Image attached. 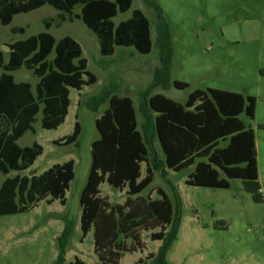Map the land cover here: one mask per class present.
<instances>
[{
  "label": "trees",
  "instance_id": "obj_1",
  "mask_svg": "<svg viewBox=\"0 0 264 264\" xmlns=\"http://www.w3.org/2000/svg\"><path fill=\"white\" fill-rule=\"evenodd\" d=\"M132 2L0 0V27L9 26L16 15L49 6L58 12L60 23L80 20L96 36L101 56L110 57L119 47L133 48L138 54L147 55L153 42L150 22L142 11L134 9L126 20L118 24L113 21L117 15L129 11ZM52 23L45 20L46 31L8 44L7 61L0 50V174L17 173L6 177L0 186V217L27 213L42 201L48 205L58 201L65 206L66 192L75 177L73 160L55 164L40 175H20L43 154L44 149L37 142L26 147L17 143L26 133L35 134L33 124L37 116L41 115L43 130H56L68 114L70 89L81 91L97 82V77L87 70L81 46L69 36L56 39L48 32ZM11 33L24 34L25 28H12ZM159 34L162 69L156 79L162 80L163 75L168 78L173 49L168 29L160 26ZM22 68L37 79L34 88L30 83L15 81L13 73ZM172 84L178 90L188 87L179 81ZM139 96L143 117L140 128L133 101L129 97H118L112 89L104 90L85 103L89 110L97 112L108 102V108L95 120L98 139L91 144L90 170L79 197L81 239L93 231L96 264H120L122 254L132 249L120 242L121 237L132 239L140 248V231L158 227L160 231L151 238L161 241V246L151 258L154 264H170L166 257L179 229V217L173 204L159 188L156 189L158 199L139 197L153 182V171L159 170L158 164L150 167L148 161L149 148L153 149L155 141L163 154L161 172L166 174L167 169L181 173L194 166L185 181L187 186L224 190L230 188V181L240 180L255 203L263 201L255 134L240 119L242 114L254 118V97L217 89L195 90L184 104L161 94L151 96L145 91L139 92ZM75 117L73 132L53 141L54 145L65 147L78 143L81 125L77 115ZM142 164L146 165L144 177ZM104 182L116 190L127 188L129 197L123 205L112 206L101 197L99 188ZM172 190L178 199L177 191L174 187ZM218 224L226 228L223 222ZM72 231V222L65 220L57 239L58 254L54 264L65 263ZM70 264L86 263L76 258Z\"/></svg>",
  "mask_w": 264,
  "mask_h": 264
},
{
  "label": "rangeland",
  "instance_id": "obj_2",
  "mask_svg": "<svg viewBox=\"0 0 264 264\" xmlns=\"http://www.w3.org/2000/svg\"><path fill=\"white\" fill-rule=\"evenodd\" d=\"M134 9L142 11L151 25L153 48L147 55L138 54L133 48L119 47L112 56L103 57L96 36L80 20L60 23L58 12L49 6L16 15L9 26L0 27V50L7 61L8 44L46 31L43 22L51 20L48 32L56 39L73 38L81 46L87 70L97 77L94 85L81 91L70 89L68 114L56 130H43L39 114L33 124L35 134L28 132L18 140L20 147L37 142L44 149L21 176L40 175L55 164L73 160L75 177L66 192L65 206L58 201L51 205L42 201L27 213L0 217V264H54L58 254L57 239L65 220L72 222L73 231L66 246L64 264L76 258L86 264L97 263L93 231L81 239L79 197L90 170L91 144L98 139L95 120L108 108L106 101L97 112H92L85 103L107 89L133 101L139 128L143 124L139 92L145 91L151 96L161 94L180 104H184L193 91L207 89L255 98L254 118L242 114L240 119L255 134L261 203L253 201L240 180L230 181L229 189H209L185 184L194 166L181 173L166 169V174L161 172L163 154L156 141L153 149L149 148L148 161L150 167L158 164L159 170L153 171V182L139 197L158 199L156 189H162L179 217L177 239L166 257L168 263L264 264V128H259L264 125V0H133L130 10L117 15L114 23L129 18ZM160 26L168 29L173 49L168 80L166 75L162 80L156 79L162 69ZM20 27L25 28L24 34L11 33L12 28ZM13 75L16 82L30 83L33 88L36 85L37 79L24 68ZM173 81L186 83L188 87L175 89ZM76 115L81 125L78 143L65 147L54 145L53 141L73 132ZM145 171L146 165L142 164V177ZM16 174H0V186L6 177ZM99 189L101 197L112 206L123 205L129 197L127 188L116 190L105 182ZM219 222L226 228H220ZM159 231V227L140 231V248L132 239L121 237L120 242L132 249L122 254L119 263L154 264L151 256L157 254L161 241H153L151 235Z\"/></svg>",
  "mask_w": 264,
  "mask_h": 264
},
{
  "label": "crops",
  "instance_id": "obj_3",
  "mask_svg": "<svg viewBox=\"0 0 264 264\" xmlns=\"http://www.w3.org/2000/svg\"><path fill=\"white\" fill-rule=\"evenodd\" d=\"M115 52H116V48H115ZM105 110H106V109H105ZM105 110H104V111H105ZM104 111H103V112H104ZM103 112H102V113H103ZM102 113H101V114H102ZM101 114H100V115H101ZM100 115H99V116H100ZM141 168H142V166H141ZM166 170H167V169H166ZM141 173H142V172H141Z\"/></svg>",
  "mask_w": 264,
  "mask_h": 264
}]
</instances>
